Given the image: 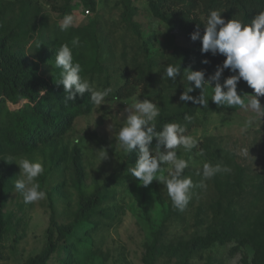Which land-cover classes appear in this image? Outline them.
<instances>
[{"label":"rangeland","instance_id":"rangeland-1","mask_svg":"<svg viewBox=\"0 0 264 264\" xmlns=\"http://www.w3.org/2000/svg\"><path fill=\"white\" fill-rule=\"evenodd\" d=\"M209 1L93 0L91 4L89 0H0L3 66L19 71L24 78L58 83L61 70L55 67V53L62 44L72 48L71 41L79 37V46L72 51L74 62L82 66L81 76L98 89H113L104 105H93L90 112L76 116L62 136H52L28 152L8 147L5 135L14 114L28 113L29 103L13 105L0 98V227L4 229L0 264H23L41 254L47 247L48 232L55 239L57 227L74 224L80 199L95 192L101 196L100 204L80 216L71 234L49 256L50 264L252 263L255 250L251 241L264 247V118L245 128L244 121L254 115L250 111L219 108L211 100L204 109L179 101L182 73L189 66L177 54L181 49L203 59L211 54H201V43L191 41L178 18L184 15L204 26ZM239 1L249 10L254 7L252 0ZM123 3L132 10L131 25L123 19ZM65 14H72L75 23L62 32L59 22ZM219 57L222 64L225 57ZM168 64H180L181 76L176 82L162 78ZM205 67L208 75L214 73L210 65ZM148 69L152 72L149 84L133 83L117 93L125 76H145ZM231 74L225 70L223 76ZM237 91L252 94L240 83ZM198 94V90L190 93ZM134 96L159 106L157 122L182 112L193 117L191 123L182 125L189 128L186 135L199 144L191 152L177 150L180 158L189 161L184 175L196 185L182 211L172 206L162 182L143 187L130 176L127 168L136 160H126L127 154L118 149L108 131L110 124L113 134L122 126L127 117L124 110ZM260 102L264 107V97ZM62 103L60 99L55 102L52 115L62 110ZM101 148L108 153L102 162L96 151ZM201 148L205 157L198 155ZM239 148H248L249 156L236 154L234 150ZM9 156L43 164L44 173L37 182L47 193L46 199L23 202L13 187L20 169L11 164ZM205 162L228 166L231 172L217 174L201 189L202 177L197 173ZM167 168L163 175L168 174ZM217 210L226 225L235 212L238 227L230 242L190 252L189 241L213 229ZM239 239L248 242L242 244Z\"/></svg>","mask_w":264,"mask_h":264},{"label":"clouds","instance_id":"clouds-1","mask_svg":"<svg viewBox=\"0 0 264 264\" xmlns=\"http://www.w3.org/2000/svg\"><path fill=\"white\" fill-rule=\"evenodd\" d=\"M75 23L72 14H65L59 22L60 31H68ZM193 42L201 43V54H211L215 57H225L222 64L216 66L213 74L208 75L206 69L192 70L191 66L183 70V91L179 96L180 102H191L193 105L208 108L209 100L219 108H239L254 115L248 116L244 121V127H252L257 119L264 118V107L260 98L264 97V11H260L251 23H242L240 20L226 21L221 17V12L211 10L204 23L203 35L199 31L190 34ZM79 37L71 41L72 48L79 46ZM41 45H38L40 48ZM68 44H62L55 53V67L60 69L58 85L64 90V100L76 101L87 93L90 101L95 106L104 105L106 98L113 92L111 87L98 89L93 83L81 76L82 66L74 62L73 51ZM203 65H209L210 61L204 59ZM225 70L232 73L224 77ZM207 75V78H206ZM181 76L179 65L168 64L164 67L163 79L176 82ZM244 81L253 90L252 94H238L237 86ZM198 90V95H190ZM210 90V99L208 98ZM44 92V91H41ZM119 101V97H113ZM132 104L124 111L127 113L122 126L113 134L112 124L108 125L116 141V146L125 154L136 152L137 159L133 167L127 168L130 176L140 186L148 187L153 181L162 182L168 197L175 209L183 210L191 199V190L196 187L190 176H185L184 171L189 167V161L178 156V149L191 152L199 144V141L191 135H186L187 127L176 122L165 123L157 129V118L160 116V108L151 100H139L132 97ZM120 119V118H119ZM184 120L191 123L193 117L185 114ZM155 148L151 147L153 140ZM100 161L108 159L107 150H96ZM236 154L249 156L248 148L234 150ZM201 157L206 152L201 148L198 152ZM11 164H16L20 172L14 181V191L23 197L25 204H32L47 197V193L41 190L37 178L44 173L41 162H33L27 158L8 157ZM167 168V175L165 166ZM231 168L221 164L213 165L203 163L202 169L197 173L202 177L199 187L206 189V181L213 179L217 174L230 173ZM161 173V175H157Z\"/></svg>","mask_w":264,"mask_h":264},{"label":"trees","instance_id":"trees-1","mask_svg":"<svg viewBox=\"0 0 264 264\" xmlns=\"http://www.w3.org/2000/svg\"><path fill=\"white\" fill-rule=\"evenodd\" d=\"M94 4L93 0H89ZM253 9L249 10L245 5H242L239 0H231L222 2L219 0H210L205 8V12L209 13L211 10H218L221 12V17L226 21L231 19L240 20L242 23H251L260 11H264V0H252ZM123 19L126 24L131 25V8L127 3H123ZM184 30L190 35L195 31H199L201 35L204 32V26L195 24L184 15H179L178 18ZM177 56L183 60L187 66H191L193 70L205 69V65L201 63L204 60L200 54H195L192 51L181 49ZM211 70H214L216 65L221 63L219 55L209 59ZM144 72V71H143ZM145 76L129 77L125 76L123 85L117 90L120 93L127 89L133 83L149 84L152 80L151 69L145 71ZM244 91L253 93L246 82H240ZM44 91V92H41ZM43 93V95H42ZM0 98L15 105L20 101H27L30 105L28 113L22 111L21 114L16 115L11 119L9 128L5 135V144L11 149L19 152H28L36 148L38 144L46 143L52 136H62L71 125L74 118L80 114L90 112L93 104L86 93L83 98L78 97L76 101L65 102L64 90L62 85L57 82H45L35 79L24 78L19 71L10 70L7 66H3L0 61ZM62 100V110L58 114L51 113V108L58 100ZM107 99V98H106ZM190 113L182 112L167 116L162 121L157 122V129L159 130L165 123L176 122L183 124L185 122L184 115ZM189 128H187V132ZM186 132V134H187ZM155 139L151 147L155 148ZM137 153L132 152L126 155L127 159L136 160ZM101 202V196L98 192L93 193L90 197H83L79 201V214L75 218L74 224L59 226L55 230L56 237L54 239L52 232H48L47 247L41 253L26 260L23 264H50L48 262L49 256L53 254L58 244L68 237L73 231L75 225L78 224L80 216H84L89 210L97 207ZM229 216V215H227ZM232 217V218H231ZM230 224L222 223L223 216L216 212L215 225L212 230L201 236L192 238L188 243L190 252H196L200 249H207L215 243L221 245L230 242L233 232L236 230L237 223L235 222V212L230 215ZM233 223V224H232ZM4 236V229L0 227V249L1 242ZM242 244H247L248 239H239ZM251 244L255 250L254 258L251 264H263L264 262V247L259 244Z\"/></svg>","mask_w":264,"mask_h":264}]
</instances>
